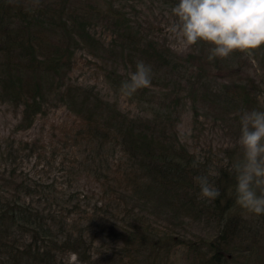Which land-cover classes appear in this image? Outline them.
Wrapping results in <instances>:
<instances>
[{"label": "trees", "instance_id": "1", "mask_svg": "<svg viewBox=\"0 0 264 264\" xmlns=\"http://www.w3.org/2000/svg\"><path fill=\"white\" fill-rule=\"evenodd\" d=\"M94 1L0 0V100L22 108L20 129L46 106L64 103L76 116L74 142L84 143L82 164L103 193L89 207L75 203L58 213L33 199L47 198L51 185L0 166V264H73L72 253L78 264H264V214L248 213L234 197L229 166L240 146L200 156L177 130L188 104L195 114L204 105L238 117L264 107V81L239 75L251 59L264 68V46L210 60L211 45L201 41L180 53L115 0ZM99 19L113 31L108 43L91 30ZM79 48L102 61L116 90L137 60L150 64L151 85L129 97L148 112L131 115L94 86L71 82ZM111 148L122 152L112 167ZM201 174L220 187L217 200L198 198ZM188 221L206 223L208 233L183 236ZM98 242L110 245L105 258H94Z\"/></svg>", "mask_w": 264, "mask_h": 264}, {"label": "rangeland", "instance_id": "2", "mask_svg": "<svg viewBox=\"0 0 264 264\" xmlns=\"http://www.w3.org/2000/svg\"><path fill=\"white\" fill-rule=\"evenodd\" d=\"M133 18L142 20L146 25L153 26L156 34L175 50L182 53L192 45L187 44L180 31L181 21L173 13V5L166 0H115ZM94 0H73L82 6ZM105 3V2H104ZM101 9H106L104 4ZM99 19L91 24V30L106 43L113 38L111 27ZM245 72L239 75L253 76L256 82L264 81V68L255 58L247 61ZM71 82L94 86L100 94L117 104L131 115L146 114V104L132 100L114 89L107 81L102 67V61L88 50L79 48L74 53V64L68 73ZM237 77H233L236 80ZM238 79V78H237ZM245 79V78H244ZM262 99V96H261ZM194 113L192 104L183 107L177 130L179 138L186 143L191 151L198 155L221 154L222 148L239 147L240 120L239 114L225 115L204 105L197 107ZM22 116V108L15 107L7 101L0 100V166L5 169L17 168L20 174L29 179H35L47 187L48 194L34 195V200L41 206L56 209L59 213L64 207H73L75 203L80 208L89 207L103 197L102 185L95 176L86 170L82 164L85 157L84 143H75L73 130L76 127V116L64 103L46 106L44 113H39L33 124L26 128L17 127ZM197 117V118H196ZM24 141H30L26 146ZM32 145V149L30 146ZM12 153L8 154V151ZM119 148H111L108 163L112 167L119 161ZM74 217L80 212H70ZM161 223V221H158ZM160 225V224H158ZM183 236L197 238L206 235L209 226L204 222L188 221L180 229ZM110 245L98 242L94 249V258H105V252ZM105 248V250H103ZM103 253V254H102ZM69 261L78 264L76 254H70Z\"/></svg>", "mask_w": 264, "mask_h": 264}, {"label": "clouds", "instance_id": "3", "mask_svg": "<svg viewBox=\"0 0 264 264\" xmlns=\"http://www.w3.org/2000/svg\"><path fill=\"white\" fill-rule=\"evenodd\" d=\"M173 13L181 21L184 41L211 45L209 59L228 57L235 51H253L264 46V0H176ZM152 83V67L137 60L135 70L121 82L120 91L131 97ZM238 137L242 150L229 171L235 175L236 203L248 213L264 214V107L244 109L239 117ZM197 162L193 161L196 166ZM199 199L212 202L221 189L208 174L196 177Z\"/></svg>", "mask_w": 264, "mask_h": 264}]
</instances>
